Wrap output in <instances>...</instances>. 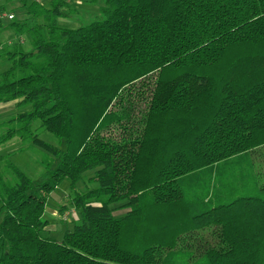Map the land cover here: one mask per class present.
<instances>
[{
  "label": "trees",
  "instance_id": "1",
  "mask_svg": "<svg viewBox=\"0 0 264 264\" xmlns=\"http://www.w3.org/2000/svg\"><path fill=\"white\" fill-rule=\"evenodd\" d=\"M70 1L0 20V103L16 108L0 146L38 147L46 172L0 154V264H264V173L197 183L264 146V0H102L68 27ZM63 180L78 217L57 239L44 214Z\"/></svg>",
  "mask_w": 264,
  "mask_h": 264
},
{
  "label": "rangeland",
  "instance_id": "2",
  "mask_svg": "<svg viewBox=\"0 0 264 264\" xmlns=\"http://www.w3.org/2000/svg\"><path fill=\"white\" fill-rule=\"evenodd\" d=\"M25 1L27 0H18V2L16 0L14 2L9 0V4L5 7L4 11L13 13L15 16L14 19L22 18V10H20L19 5ZM40 1L46 5L49 0ZM4 2V0H0V6L4 5ZM70 3L71 13L69 14L68 11L65 10L66 16L61 18L63 26L76 27L80 23H88L99 18V7L102 5V0H98L95 3L84 0H71ZM0 20L2 23L9 22L7 18ZM8 32L9 31H4L0 34V42L7 40V38L10 37L8 36ZM19 41L24 49H30V43L27 39L20 38ZM3 68L4 66L0 64V71ZM15 111L16 108L13 105L8 103L1 104L0 119L10 117L11 113L15 114ZM1 132L2 129L0 128V133ZM40 136L52 144H57V139L48 131H42ZM40 150L41 149L38 147L23 149L20 146L19 140L15 138L0 146V154H9L10 160L14 165L33 181L42 180L46 173L40 162ZM246 169L248 171L252 169L253 171L259 170L260 173H264V146L242 154L241 156L220 162L218 165H213L212 167L199 172L197 183L203 181L204 183H214L215 186L225 182L234 183L240 178L237 171ZM86 179L87 178L78 183V190L82 191L94 186L93 184L88 183ZM225 186L227 187L226 184ZM210 188L211 191L212 187ZM69 198V181L63 180L59 186L51 192L46 202L44 218L47 221V225L45 227V234L61 239L64 230L70 228L73 221L78 217L76 210H74L70 204ZM60 208H63V212Z\"/></svg>",
  "mask_w": 264,
  "mask_h": 264
},
{
  "label": "built area",
  "instance_id": "3",
  "mask_svg": "<svg viewBox=\"0 0 264 264\" xmlns=\"http://www.w3.org/2000/svg\"><path fill=\"white\" fill-rule=\"evenodd\" d=\"M0 18L12 19L13 18V14L3 11V12H0Z\"/></svg>",
  "mask_w": 264,
  "mask_h": 264
},
{
  "label": "crops",
  "instance_id": "4",
  "mask_svg": "<svg viewBox=\"0 0 264 264\" xmlns=\"http://www.w3.org/2000/svg\"><path fill=\"white\" fill-rule=\"evenodd\" d=\"M4 1H5V2H4V5H5V4L8 2V0H4ZM16 1H17V0H16ZM5 34H6V33H5ZM8 36H10V37H8L7 39L11 38L12 35H11L10 32H8ZM6 37H7V36H6ZM7 103H8V104H11V105L14 106V102H7ZM1 104H6V103H0V105H1ZM14 107H15V106H14ZM12 114H14V113H11V115H12ZM11 115H10V116H11Z\"/></svg>",
  "mask_w": 264,
  "mask_h": 264
}]
</instances>
